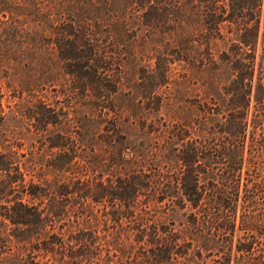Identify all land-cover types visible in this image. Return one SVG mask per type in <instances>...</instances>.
Wrapping results in <instances>:
<instances>
[{"label": "trees", "instance_id": "trees-1", "mask_svg": "<svg viewBox=\"0 0 264 264\" xmlns=\"http://www.w3.org/2000/svg\"><path fill=\"white\" fill-rule=\"evenodd\" d=\"M0 264H264V0H0Z\"/></svg>", "mask_w": 264, "mask_h": 264}]
</instances>
